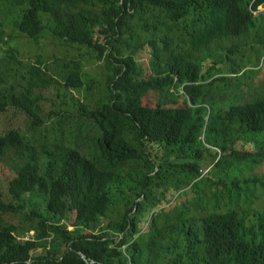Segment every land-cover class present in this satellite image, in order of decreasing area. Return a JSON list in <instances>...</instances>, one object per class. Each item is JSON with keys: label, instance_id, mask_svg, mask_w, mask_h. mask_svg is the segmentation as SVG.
<instances>
[{"label": "trees", "instance_id": "1", "mask_svg": "<svg viewBox=\"0 0 264 264\" xmlns=\"http://www.w3.org/2000/svg\"><path fill=\"white\" fill-rule=\"evenodd\" d=\"M263 4L0 0V116L26 119L0 136V264H264ZM12 34L79 52L26 62Z\"/></svg>", "mask_w": 264, "mask_h": 264}, {"label": "rangeland", "instance_id": "2", "mask_svg": "<svg viewBox=\"0 0 264 264\" xmlns=\"http://www.w3.org/2000/svg\"><path fill=\"white\" fill-rule=\"evenodd\" d=\"M261 10H262V8H261ZM260 14H262V12L256 13V15H260ZM12 37H13V39H15V41L11 43V46L14 47V44H15L16 50H18L20 55L22 56L21 59L26 61V62L30 61V62L36 63L38 55H43L44 59L47 60L48 58H51L50 63H54L55 54L58 55V59L59 58L62 59V58H65L66 56H68L70 53H73V52L78 53L79 52V51H77V49L72 48L70 45L62 44L60 41H57L54 38H52V40L50 41V43L47 46H45L41 51L36 53L35 51H33L32 43L29 40H26L25 38H21L17 34H12ZM248 45L251 46V44H249V43H248ZM212 53L216 57L215 52L212 51ZM0 59H2L1 53H0ZM151 59L152 58H151L150 49H147L144 52L140 53L139 57H138V62L144 64L145 68L147 70H149L148 73L150 72ZM213 60H208L206 63L213 66V63H214ZM84 62H85V67H84L85 71L90 73L93 78L94 77L96 78L100 73H102L104 71V67H103L102 63H97V64L95 63L93 65L92 63L88 62L87 60H84ZM250 68H251V66L249 65V66H247V68L245 70L250 69ZM228 69H229V61L227 64H225L223 66V72L215 73V71H213V73L215 74L213 76L214 77L228 76V74L225 73V71ZM220 73H222V74H220ZM260 77H263V74H260ZM212 79L213 78H210V80H212ZM216 85L220 89L222 88L220 83H217ZM253 87H254V89L260 90V88L258 87V83L254 84ZM102 88L103 87H101L100 89L97 88L94 91L97 96L100 95ZM72 92H74V91H72ZM72 94L75 95L76 98H79V97L85 98L86 97V92H84L82 94L75 92ZM237 96L238 95H235V96H233V98L237 97ZM44 97L46 98V100H43L42 104L44 107L45 114L48 115L53 110L54 102L57 101V93L55 90H53L50 93L45 94ZM215 97L217 100H220L221 98L224 97V95H216ZM98 98H96V99H98ZM147 100L150 102H154V101L149 100V99H147ZM25 120L26 119H25L24 115L16 114V116H15L11 110L8 111L6 114L1 115L0 116V136L5 135L6 133H8L9 131H12V130L24 129L25 124H26ZM52 131H53V129H49L48 133H50ZM212 150H214V149H212ZM155 152H157V147L155 148L154 153ZM214 152H216V151L214 150ZM208 159L209 158H206L204 161L206 162ZM212 165H213V163L211 160L209 163V169L212 168ZM6 170H8V168L5 165H3L2 163H0V172H4ZM207 171L208 170H205V169L202 170L201 171L202 175L205 174ZM242 171H243V175L246 178H249V177H251L257 173V171H254V170L253 171L245 170L244 167H242ZM9 177L10 176L4 175V177L1 180L6 181ZM0 191L4 194V196H6L7 190L5 187L0 188ZM257 197L258 198L256 200V207L259 208V204H262L264 206V189L258 188ZM4 201L6 202L5 197H4ZM119 217H120V210H117L115 212V214L113 215V219L117 221L119 219ZM4 221L8 222V223H12L14 225H19L22 222V216L21 215H15V214H7L4 216ZM69 230L72 231V228L70 227ZM30 236L33 237L34 233H31ZM27 239H30V238L26 237V238L22 239V241H28ZM40 252L41 251H39V253Z\"/></svg>", "mask_w": 264, "mask_h": 264}, {"label": "clouds", "instance_id": "3", "mask_svg": "<svg viewBox=\"0 0 264 264\" xmlns=\"http://www.w3.org/2000/svg\"><path fill=\"white\" fill-rule=\"evenodd\" d=\"M261 8H262V10H261ZM257 12H262V13H264V4L263 5H261L260 7H258V9L255 11V16H259V15H256V13ZM253 46L251 45H245L244 47H242L241 49H243V50H245L244 52H247V51H252L253 50ZM247 57V56H246ZM264 61V58H263V60L261 61V66H263V64H262V62ZM251 66V68L250 69H252L253 68V66L252 65H250ZM262 136H264V133H262L261 134ZM252 144H249L248 146H247V148H249L250 150H252V148L251 147H249V146H251ZM216 152H219V149H217V148H213Z\"/></svg>", "mask_w": 264, "mask_h": 264}, {"label": "built area", "instance_id": "4", "mask_svg": "<svg viewBox=\"0 0 264 264\" xmlns=\"http://www.w3.org/2000/svg\"><path fill=\"white\" fill-rule=\"evenodd\" d=\"M29 241V239H27Z\"/></svg>", "mask_w": 264, "mask_h": 264}]
</instances>
